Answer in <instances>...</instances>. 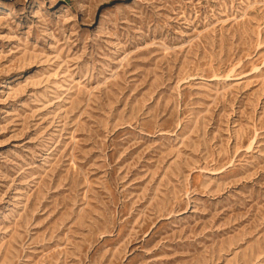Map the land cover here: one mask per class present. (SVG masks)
<instances>
[{
  "label": "rangeland",
  "instance_id": "1",
  "mask_svg": "<svg viewBox=\"0 0 264 264\" xmlns=\"http://www.w3.org/2000/svg\"><path fill=\"white\" fill-rule=\"evenodd\" d=\"M0 264H264V0H0Z\"/></svg>",
  "mask_w": 264,
  "mask_h": 264
}]
</instances>
